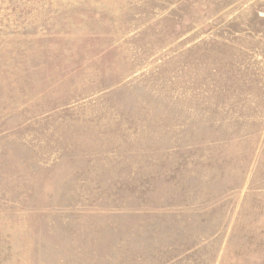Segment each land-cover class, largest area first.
<instances>
[{
  "label": "rangeland",
  "instance_id": "374dc122",
  "mask_svg": "<svg viewBox=\"0 0 264 264\" xmlns=\"http://www.w3.org/2000/svg\"><path fill=\"white\" fill-rule=\"evenodd\" d=\"M0 264H264V0H0Z\"/></svg>",
  "mask_w": 264,
  "mask_h": 264
}]
</instances>
